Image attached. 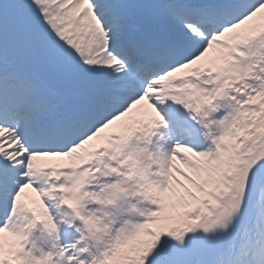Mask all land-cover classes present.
I'll use <instances>...</instances> for the list:
<instances>
[{"label": "snow or ice", "instance_id": "6c2138e0", "mask_svg": "<svg viewBox=\"0 0 264 264\" xmlns=\"http://www.w3.org/2000/svg\"><path fill=\"white\" fill-rule=\"evenodd\" d=\"M0 264H264V0H0Z\"/></svg>", "mask_w": 264, "mask_h": 264}, {"label": "bare ground", "instance_id": "6f19581e", "mask_svg": "<svg viewBox=\"0 0 264 264\" xmlns=\"http://www.w3.org/2000/svg\"><path fill=\"white\" fill-rule=\"evenodd\" d=\"M165 116H168L170 121V126L172 129L171 132V141H180L181 143H191L194 140L198 139L195 129L192 128V125L188 122L187 118L183 115L182 110H169L164 109ZM185 121L189 126H191L194 133L191 136L185 127L180 126L177 122ZM192 137V138H191Z\"/></svg>", "mask_w": 264, "mask_h": 264}]
</instances>
